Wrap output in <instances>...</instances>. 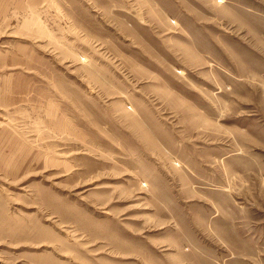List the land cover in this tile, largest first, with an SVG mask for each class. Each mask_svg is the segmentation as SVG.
I'll return each instance as SVG.
<instances>
[{"label": "rangeland", "instance_id": "1", "mask_svg": "<svg viewBox=\"0 0 264 264\" xmlns=\"http://www.w3.org/2000/svg\"><path fill=\"white\" fill-rule=\"evenodd\" d=\"M0 264H264V0H0Z\"/></svg>", "mask_w": 264, "mask_h": 264}]
</instances>
